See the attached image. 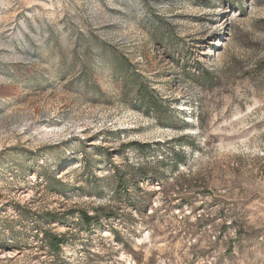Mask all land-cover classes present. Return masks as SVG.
Masks as SVG:
<instances>
[{
	"label": "rangeland",
	"instance_id": "rangeland-1",
	"mask_svg": "<svg viewBox=\"0 0 264 264\" xmlns=\"http://www.w3.org/2000/svg\"><path fill=\"white\" fill-rule=\"evenodd\" d=\"M0 264H264V0H0Z\"/></svg>",
	"mask_w": 264,
	"mask_h": 264
},
{
	"label": "trees",
	"instance_id": "trees-1",
	"mask_svg": "<svg viewBox=\"0 0 264 264\" xmlns=\"http://www.w3.org/2000/svg\"><path fill=\"white\" fill-rule=\"evenodd\" d=\"M80 217L82 222L85 223L86 226H89L92 222H95L96 224H98L99 222L98 218L90 216L87 213H82ZM46 236L51 249L54 250L55 252H58L59 247L63 242V238L53 234H47Z\"/></svg>",
	"mask_w": 264,
	"mask_h": 264
}]
</instances>
